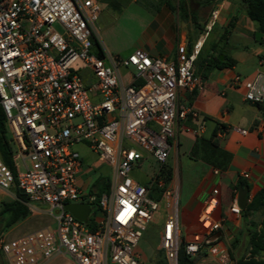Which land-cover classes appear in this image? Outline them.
Returning <instances> with one entry per match:
<instances>
[{"label":"built area","instance_id":"built-area-1","mask_svg":"<svg viewBox=\"0 0 264 264\" xmlns=\"http://www.w3.org/2000/svg\"><path fill=\"white\" fill-rule=\"evenodd\" d=\"M99 13L96 0H0V106L14 149L13 169L0 159V188L22 189L27 202L57 211L54 227L0 237V253L6 264H42L57 254L74 264H141L135 247L158 207L149 197L155 184L164 201L158 248L168 264H177L179 250L196 264L200 251L217 239L209 235L223 226L213 217L218 190H211L197 217L199 229L184 240L176 190L157 175L170 151L175 119L195 115L176 96L179 89L200 86L193 65L201 42L179 43L174 59L135 49L106 63L95 46ZM216 15L212 10L205 34ZM119 67H132L133 81L124 82ZM230 85L241 86L247 101L264 99L259 70L247 78L235 75ZM77 144L110 169L98 197L77 187ZM142 151L156 164V176L146 185L130 174ZM240 175L248 177L246 171ZM78 202L89 206L85 222L64 208ZM228 209L240 217L236 198ZM218 262L232 264L223 249Z\"/></svg>","mask_w":264,"mask_h":264},{"label":"crops","instance_id":"crops-1","mask_svg":"<svg viewBox=\"0 0 264 264\" xmlns=\"http://www.w3.org/2000/svg\"><path fill=\"white\" fill-rule=\"evenodd\" d=\"M96 1L100 13L95 26L106 63L112 56L126 57L135 49L152 56L174 59L179 43L190 47L196 41L201 42L193 65L200 78V86L192 91L179 89L176 96V102L191 108L195 115L187 113L184 118L175 119L169 139L170 151L157 179L162 180L164 186L169 185L176 190L177 227L184 240L199 229L197 217L211 190L216 188L218 204L213 217L222 221L221 234L206 245L198 257H209L219 264L218 257L223 249L229 259L232 258V264L245 259L242 251L247 249L245 255L250 256L249 239L253 230L261 231L264 242V207L254 205L247 209L264 187V99L247 101L243 98V88L231 86L230 82L235 75L247 78L256 70L264 73V33H261L260 40L255 38L256 24L248 18L238 0H215L209 5H199L196 0H182L186 10L195 14L196 23L179 16L178 0ZM210 10H215L217 15L205 34L204 22ZM222 51L224 57L234 60L233 65L216 67L211 63L212 57H219ZM119 73L124 82L134 79L132 67H119ZM143 152L142 159L130 174L138 183L146 185L156 176V164L152 160L150 172L142 173V164L150 157ZM98 165L96 160L94 166ZM167 168L170 179L166 177ZM242 171L248 173L247 178L240 175ZM92 177L82 160L76 184L83 193L98 191ZM243 188L244 207L239 206L241 215L236 218L228 208L233 198L239 205ZM10 189L14 192L0 190L6 195H14L8 200L15 198L16 187ZM149 197L163 201L162 189L153 184ZM27 204L29 216L37 211L33 204L41 203ZM233 247L234 255L231 252ZM56 258L74 264L61 254L51 256L42 264ZM252 258L264 264V249Z\"/></svg>","mask_w":264,"mask_h":264},{"label":"trees","instance_id":"trees-1","mask_svg":"<svg viewBox=\"0 0 264 264\" xmlns=\"http://www.w3.org/2000/svg\"><path fill=\"white\" fill-rule=\"evenodd\" d=\"M199 5H209L215 0H196ZM243 6V9L250 20L255 22L257 30L264 33V0H238ZM169 7L171 4L166 2ZM178 12L181 18H190L193 23H196L195 14L193 12H188L184 7L182 0H178ZM209 12V17L211 14ZM208 17V18H209ZM205 20V23L208 21ZM95 46L98 50L100 56H102V49L98 42L95 40ZM211 63L216 67L230 66L233 65L234 60L229 56H225L223 59H219L218 56H214L211 59ZM13 144L10 138V134L4 119V114L0 106V159L11 169H13L12 153ZM167 179H170L169 169H165ZM103 188L106 187V182L102 180ZM103 188H99L95 193L98 197L102 192ZM254 205L257 207H264V187L258 192L255 198L251 201L247 209H252ZM30 213L27 199L24 193H20L19 189L16 188L15 198L11 200H3L0 202V231L6 230L8 227L13 225L19 220H22ZM261 231L253 230L249 239V252L250 257L248 259H238L235 264H260L258 261L254 260L253 255L261 249H264V242L262 240ZM195 260L189 259L184 255L182 250H179L177 254V264H194ZM155 264H161L156 262Z\"/></svg>","mask_w":264,"mask_h":264},{"label":"rangeland","instance_id":"rangeland-1","mask_svg":"<svg viewBox=\"0 0 264 264\" xmlns=\"http://www.w3.org/2000/svg\"><path fill=\"white\" fill-rule=\"evenodd\" d=\"M74 148L78 151V153L82 157L83 163L88 166V171L90 172L91 176H93L92 179L95 181L94 187H97L98 189L103 188L100 181L101 180L105 181L106 179H109L111 177V172L108 165L103 163V164H99L98 166H94V162L97 160V156L94 152H92L90 149H88L86 146H83L82 144H77L74 146ZM152 167H153L152 158L147 157L141 167L142 173L150 172ZM0 190L4 191V189H0ZM6 191L13 193L14 189L8 188L6 189ZM13 196H14L13 194L6 195L4 192L3 193L0 192V201L8 200ZM33 205H35L37 211H33L29 216H27L23 220H19L7 230L0 231V237H5L9 239L33 231L43 226L54 227L55 222L52 216H54L57 213V211L54 209L50 214L49 208L47 206L41 204H33ZM163 219H164V201H160L158 202L157 209L153 212L151 220L149 221L146 229L143 231L142 236L137 246L135 247V251L140 256L141 264H155L156 262H160L161 264H168L164 255V251L161 248H158L159 231ZM231 252L233 255L235 254L234 247L231 249ZM242 252H243L242 254L243 258L248 259L250 257L245 255L248 252L247 249H244V251ZM230 260L232 261L231 257ZM0 264H6L2 253H0ZM47 264H68V263L65 262L63 258H56L55 260H52ZM196 264H218V263H216L215 260L209 257H204L202 259V256H199L197 258Z\"/></svg>","mask_w":264,"mask_h":264},{"label":"water","instance_id":"water-1","mask_svg":"<svg viewBox=\"0 0 264 264\" xmlns=\"http://www.w3.org/2000/svg\"><path fill=\"white\" fill-rule=\"evenodd\" d=\"M255 38L257 40H260L261 38V32L256 31L255 32ZM224 51H222V53L219 55V59H223L224 57ZM20 193H23L22 189H19ZM244 202H245V188L242 189V194H240L239 197V206L241 208L244 207ZM64 208L70 213L72 214L76 219L85 222L86 221V217L87 214L89 213V206L87 203L85 202H78V203H65L64 204ZM220 231H216L212 234V238H218L220 236Z\"/></svg>","mask_w":264,"mask_h":264}]
</instances>
